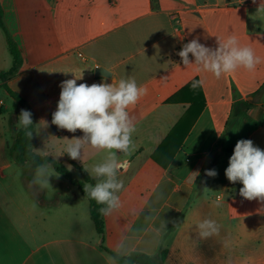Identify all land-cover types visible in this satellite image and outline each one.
Wrapping results in <instances>:
<instances>
[{
  "label": "crops",
  "instance_id": "crops-1",
  "mask_svg": "<svg viewBox=\"0 0 264 264\" xmlns=\"http://www.w3.org/2000/svg\"><path fill=\"white\" fill-rule=\"evenodd\" d=\"M0 5L20 53L7 84L31 104L36 154L52 157L63 151L65 137L83 136L51 123L63 81L81 74L77 84L134 78L148 89L129 109L136 118L135 149L127 157L118 153L129 162L118 174L122 207L103 216L99 234L80 209L79 189L66 180L67 205H51L38 186L41 195L33 196L27 184L33 203L21 199L20 171L32 170L11 154L22 108L1 87L0 77V264H109L106 257L120 243L156 264H264V205L241 197L242 184L225 175L237 141L250 139L264 150V63L254 72L240 69L217 80L186 67L177 54L193 38L215 48L217 38L235 34L264 58V0H0ZM189 59L194 62L191 54ZM13 66L0 26V75ZM97 66L112 76H97ZM200 79L204 84L193 89V80ZM233 87L239 100L253 105L228 127ZM103 156L89 148L82 161L67 153L55 159L90 169ZM213 190L217 195L210 200ZM63 208L65 219L58 214ZM203 219L221 225L220 234L201 239L196 225Z\"/></svg>",
  "mask_w": 264,
  "mask_h": 264
},
{
  "label": "clouds",
  "instance_id": "clouds-1",
  "mask_svg": "<svg viewBox=\"0 0 264 264\" xmlns=\"http://www.w3.org/2000/svg\"><path fill=\"white\" fill-rule=\"evenodd\" d=\"M177 54L186 67L195 66L197 73H210L217 80L240 69L254 72L258 65L264 63V58L258 56L251 46L241 44L235 34L223 39L217 38L215 48L207 47L198 38H193ZM189 54L194 57V62L189 59ZM74 77L61 83L59 101L51 123L70 133L80 130L83 136L71 139L65 137L68 142L63 151L52 157L55 159L67 153L71 159L82 161L86 149L104 153L101 162L90 169L84 168L96 180L94 185L85 184L84 192L89 199L103 205L99 208L101 215L110 216L122 207L118 193L124 184L118 179V174L126 170L129 163L126 159L122 160L118 153L127 157L135 149L132 136L136 131V118L130 115L129 109L134 108L148 94V89L146 86H138L134 78L117 81L113 77L112 83L88 85L77 84V80L83 78L82 74ZM203 84V79L193 80L191 87L196 89ZM40 122H43L44 127L47 126L46 121ZM33 124L31 111L22 109L17 127L24 129L25 135L32 138L33 132L29 129ZM43 155L47 157L50 153L43 152ZM54 175L59 176L50 162L38 164L30 184L41 190L47 189L51 186L49 178ZM206 175L215 177L217 172L207 170ZM225 175L231 183L242 184L239 189L241 197L248 201L257 200L264 205V150L254 146L252 140L237 141ZM215 204L217 207L221 205L220 198H217ZM196 228L201 239H209L220 234L221 225L213 219H203L197 223ZM115 251L116 256L106 257L109 264H116L117 257L130 254L123 243L118 244Z\"/></svg>",
  "mask_w": 264,
  "mask_h": 264
},
{
  "label": "trees",
  "instance_id": "trees-1",
  "mask_svg": "<svg viewBox=\"0 0 264 264\" xmlns=\"http://www.w3.org/2000/svg\"><path fill=\"white\" fill-rule=\"evenodd\" d=\"M0 26L4 29L8 43L10 52L14 58V66L5 72H2L1 77V87L6 90V92L10 95L11 98H13L18 105L24 109L29 110L32 113V107L29 101H27L25 98H23L20 94L13 91L7 84V80L10 76L14 75L16 73L17 64L20 62V53L18 51L17 46L15 43L11 40L9 33L7 29L3 25L2 21V9L0 5ZM233 95L235 99L234 103V110L232 111L231 118H230V124L228 127H230L246 110L252 107L253 103L249 100H239V93L235 87H233ZM32 119H33V125L30 127L29 130L33 132L32 138L25 135V130L20 129L18 132V135L16 137V140L14 144L11 147V154L13 158L15 159L16 163L18 165H29L32 169H35V167L38 164L50 162L53 166V169H55L56 173L62 176L66 181H68L71 185L76 186L80 193L87 197L86 193L84 192V185L85 184H95L96 180H94L91 176H89L84 168L80 166L79 164L69 161V163L80 172L82 179H76L72 175V171L69 170L67 165L61 161H58L57 159H53L50 156H41L39 154H36L33 151V138L36 133L35 128V121L32 113ZM177 131V128L170 134V138L174 136L175 132ZM169 137L167 140H169ZM153 161H157V155L152 157ZM90 204V216L92 221L95 224L96 230L99 234L104 233L105 229V221L103 218V215L99 213V208L103 207V205H98L94 200H91L87 197ZM112 256H116V252H111ZM166 257V251H162L160 254L161 261L163 262ZM116 262L119 264H156L154 261V258L152 256L143 254V253H132L128 256H119L116 258Z\"/></svg>",
  "mask_w": 264,
  "mask_h": 264
},
{
  "label": "rangeland",
  "instance_id": "rangeland-1",
  "mask_svg": "<svg viewBox=\"0 0 264 264\" xmlns=\"http://www.w3.org/2000/svg\"><path fill=\"white\" fill-rule=\"evenodd\" d=\"M72 166V165H71ZM68 167V165H67ZM69 168V167H68ZM34 170L35 169H32V170H28V169H23L21 170V175L22 177L18 178V181H17V184H18V189H19V192H20V197L23 201L25 202H28V203H33V199L31 198V193L27 190V188L25 187L24 184H27V185H31L30 184V181L32 180L33 178V175H34ZM71 171H72V175L74 178L76 179H82V176L81 174L79 173L78 170H76L73 166L71 167ZM65 179L62 177V176H51L49 178V183L51 186H49L47 189H43V191L46 192V195L44 196V199L46 201H48L51 205H56L58 204H61L62 206L64 205H67V202L69 201L65 195H64V187H63V183ZM67 183H69L68 181H66L65 185H67ZM70 184V183H69ZM204 185V177L202 178V182L198 185V188H197V191H200L201 190V186ZM32 186V185H31ZM32 194L33 196L37 197L39 195H41V192L39 189H36L34 188V186H32ZM76 191H78V189L76 188ZM30 193V194H29ZM200 192H197V195L199 194ZM217 195V192L215 190L209 192V196L210 200H213V197ZM82 201L81 203L79 204L80 206V209H83L87 211V217L88 219L90 220V215H89V202H88V199L85 197V196H82ZM50 205V206H51ZM67 208V207H66ZM65 208V209H66ZM65 209H61V210H58V214L61 215L62 218H66L68 213L65 212ZM62 212V213H61ZM91 221V220H90ZM92 225L93 222H91ZM50 230V229H49Z\"/></svg>",
  "mask_w": 264,
  "mask_h": 264
},
{
  "label": "water",
  "instance_id": "water-1",
  "mask_svg": "<svg viewBox=\"0 0 264 264\" xmlns=\"http://www.w3.org/2000/svg\"><path fill=\"white\" fill-rule=\"evenodd\" d=\"M96 75L97 76H105V77H111V73H109L108 71H106L103 68H98L96 69Z\"/></svg>",
  "mask_w": 264,
  "mask_h": 264
}]
</instances>
